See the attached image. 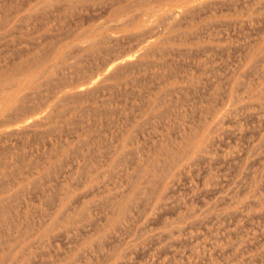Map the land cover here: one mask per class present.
I'll use <instances>...</instances> for the list:
<instances>
[{
  "label": "rangeland",
  "instance_id": "rangeland-1",
  "mask_svg": "<svg viewBox=\"0 0 264 264\" xmlns=\"http://www.w3.org/2000/svg\"><path fill=\"white\" fill-rule=\"evenodd\" d=\"M0 94V264H264V0H0Z\"/></svg>",
  "mask_w": 264,
  "mask_h": 264
},
{
  "label": "bare ground",
  "instance_id": "bare-ground-1",
  "mask_svg": "<svg viewBox=\"0 0 264 264\" xmlns=\"http://www.w3.org/2000/svg\"><path fill=\"white\" fill-rule=\"evenodd\" d=\"M207 3V2H206ZM209 4V3H208ZM200 6V5H199ZM202 7V6H201ZM209 7V6H208ZM180 10V9H179ZM182 10V9H181ZM189 10H190V8H189ZM128 11V10H127ZM184 11V10H183ZM182 13V12H181ZM184 14V13H183ZM205 15V14H204ZM179 23V22H178ZM170 30V29H169ZM91 32V31H90ZM93 33V32H92ZM95 33V32H94ZM160 34V33H159ZM90 40V39H89ZM115 40V39H114ZM96 41V40H95ZM93 42V40H91V43ZM94 43V42H93ZM103 44V43H102ZM75 45H77V46H81V44H75ZM87 45V44H86ZM88 45H89V43H88ZM82 48H83V46H82ZM157 48V47H156ZM53 52V51H52ZM142 55V54H141ZM85 56V55H84ZM74 58V57H73ZM137 58V57H136ZM50 60V59H49ZM81 60V59H80ZM133 60V59H132ZM121 61V60H120ZM126 61V60H125ZM123 63H124V61H122ZM121 62V63H122ZM129 62V61H128ZM115 63H117V62H115ZM114 62L112 63V64H115ZM133 63V62H132ZM125 64V63H124ZM117 65V64H116ZM115 65V66H116ZM122 65V64H121ZM38 66V65H37ZM120 66V65H119ZM34 68V67H33ZM111 68V67H110ZM124 69V68H123ZM31 70V69H30ZM36 70V69H35ZM15 71V70H14ZM32 71V70H31ZM46 72V71H45ZM111 72V71H110ZM29 73V72H28ZM97 73V72H96ZM105 73V72H104ZM108 73H109V71H108ZM18 75V74H17ZM16 75V76H17ZM29 75V74H28ZM20 76H22V75H20ZM25 76V75H24ZM17 78H18V76H17ZM38 78V77H37ZM105 78V77H104ZM53 79V78H52ZM100 82V81H99ZM12 85V84H11ZM8 86V85H7ZM2 88V87H1ZM12 88V87H11ZM14 89V88H13ZM107 89V88H106ZM6 90V89H5ZM9 90V88H7V91ZM3 92V91H2ZM12 92V91H11ZM81 92V91H80ZM79 92V93H80ZM5 93H6V91L4 92V93H2V94H4L5 95ZM16 93V92H15ZM58 93V92H57ZM7 94H9V92L7 93ZM1 95V94H0ZM3 95V96H4ZM28 95V94H27ZM8 96V95H7ZM7 96L5 95V97L7 98ZM16 96V95H15ZM30 96V95H29ZM57 96V95H56ZM1 97V96H0ZM2 98V97H1ZM67 98H68V96H67ZM3 99H4V97H3ZM16 99V98H15ZM237 99V98H236ZM73 100V99H72ZM1 102H2V100H0ZM4 101V100H3ZM14 101V100H13ZM16 101V100H15ZM33 101V100H32ZM48 101V100H47ZM19 102V101H18ZM24 102V101H23ZM1 104V103H0ZM3 104V103H2ZM11 104V103H10ZM21 105V104H20ZM40 106V105H39ZM1 107H3L2 105H1ZM92 107V106H91ZM32 109V108H31ZM54 110V109H53ZM18 111V110H17ZM52 111V110H51ZM161 120V119H160ZM41 121V120H40ZM15 122V121H14ZM13 122V123H14ZM31 122V121H30ZM12 123V122H11ZM30 124V123H29ZM12 125V124H11ZM24 127H25V125H24ZM18 128V127H17ZM2 129V128H1ZM22 129V128H21ZM24 129V128H23ZM11 130V129H10ZM14 131V130H13ZM23 131V130H22ZM8 132H9V130H8ZM19 132V131H18ZM3 136V135H2ZM10 140V139H9ZM130 144V143H129ZM206 150V149H205ZM113 151V150H112ZM170 152V151H169ZM174 155V154H173ZM169 157V156H168ZM178 162V161H177ZM167 166V165H166ZM91 172V171H90ZM97 179V178H96ZM127 181V180H126ZM97 187V186H96ZM18 192V191H17ZM81 199V198H80ZM128 211V210H127ZM68 212V211H67Z\"/></svg>",
  "mask_w": 264,
  "mask_h": 264
}]
</instances>
